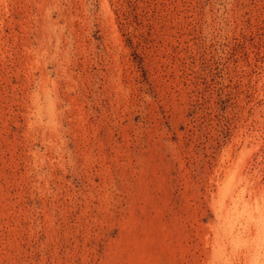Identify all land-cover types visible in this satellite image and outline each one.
<instances>
[{
	"label": "rangeland",
	"instance_id": "374dc122",
	"mask_svg": "<svg viewBox=\"0 0 264 264\" xmlns=\"http://www.w3.org/2000/svg\"><path fill=\"white\" fill-rule=\"evenodd\" d=\"M0 264H264V0H0Z\"/></svg>",
	"mask_w": 264,
	"mask_h": 264
}]
</instances>
